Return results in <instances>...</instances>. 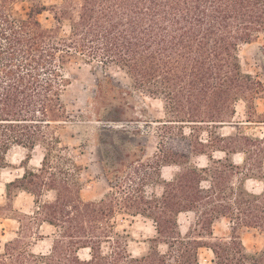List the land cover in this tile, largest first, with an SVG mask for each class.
I'll list each match as a JSON object with an SVG mask.
<instances>
[{
    "label": "trees",
    "instance_id": "1",
    "mask_svg": "<svg viewBox=\"0 0 264 264\" xmlns=\"http://www.w3.org/2000/svg\"><path fill=\"white\" fill-rule=\"evenodd\" d=\"M30 1L21 13L18 0H0V176L9 151L26 150L23 173L5 182L0 224L11 218L19 227L0 264H203L202 247L212 251L211 264H264V246L249 252L239 233L264 235V134L246 131L264 127V81L240 59L243 44L260 42L264 71V0ZM48 9L49 27L38 16ZM81 62L117 66L131 86L118 88L107 75L97 83L92 110L110 188L97 200L82 197V167L58 133L73 120L65 72ZM133 92L162 102L164 116L145 123L157 126L151 155L133 141L141 131V120L127 114ZM134 121L133 129L115 126ZM37 148L38 167L30 165ZM165 167L178 170L165 178ZM254 180L262 191L250 187ZM21 192L34 197L30 212L15 207ZM185 212L195 221L183 234ZM125 216L154 222L146 251L130 249ZM223 218L231 234L214 236ZM44 224L53 227L52 244L36 252L32 238Z\"/></svg>",
    "mask_w": 264,
    "mask_h": 264
},
{
    "label": "rangeland",
    "instance_id": "2",
    "mask_svg": "<svg viewBox=\"0 0 264 264\" xmlns=\"http://www.w3.org/2000/svg\"><path fill=\"white\" fill-rule=\"evenodd\" d=\"M48 7L53 4H60L62 0H41ZM31 5L30 0H18L15 4V9L18 12L25 13ZM41 22L49 27L54 23L53 14L48 10L43 11L39 15ZM67 29V26L65 27ZM259 45L260 42H253L243 44L240 48V59L243 69L246 72L259 77L264 81V71L262 69V62L259 57ZM70 85L67 86L63 99L69 109L70 114L73 116V120L59 125L58 133L67 141L71 146V152L75 157L77 163L82 167L81 181L82 189L81 195L85 200H97L100 199L110 188L105 177L100 146L98 139L102 131V123L97 120L92 110V100L97 91V83L99 79L105 80V75L113 80V83L118 88L130 90V80L126 73L120 70L117 66H110L106 69L101 68L97 63L87 64L81 62V65H72L68 67L65 72ZM116 93V91H115ZM134 93V92H133ZM127 100L131 105L128 108V116L130 119H140L139 125L141 131L133 137V141L136 144L145 145L147 147V153L151 155L157 147V126L156 122L152 125L145 124L146 120H158L164 116L162 102L156 99H152L141 93H134L128 95ZM259 110H264V99L259 101ZM239 114H243L244 103L238 104ZM116 124L115 126L128 125L133 129L136 124ZM232 129L225 128V132H230ZM248 133H254L258 136L264 134V127L254 126L247 128ZM26 155V150L20 146L12 148L7 159L9 165L2 169L0 176V204L6 202L5 197V182L14 179L15 177L23 173L21 168V161ZM41 159V149L37 148L33 152V157L30 161L31 166H39ZM237 160L242 161V156H238ZM205 163L203 158L200 161ZM178 170L177 167H165L163 174L165 178H171L173 173ZM251 188L260 192L263 190V184L260 181H250ZM158 190L160 187L157 188ZM34 206V197L26 192H21L15 200V207L23 212H30ZM121 228H126L131 233L130 249L139 254L146 251L150 246L149 238L156 235L154 222L150 219H146L141 216L132 217L125 216V218L119 217ZM0 224V251H2L3 244L15 237L19 227V223L15 219L5 218L1 220ZM195 221V215L192 212L181 213L179 216V226L183 234H186ZM42 236H34L32 238L33 248L36 252H48L52 244L51 233L53 227L44 224L39 228ZM214 236L227 237L231 234L230 222L228 219L223 218L215 221L213 225ZM240 236L249 252L260 250L264 246V235L257 229L244 228L240 230ZM160 249H164L161 246ZM200 256L203 264H211L213 253L210 249L202 247L200 249Z\"/></svg>",
    "mask_w": 264,
    "mask_h": 264
}]
</instances>
